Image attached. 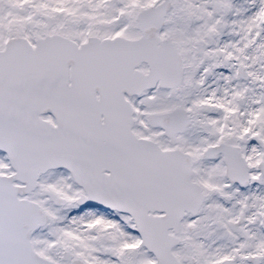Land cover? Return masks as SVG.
<instances>
[{"label": "snow or ice", "instance_id": "obj_1", "mask_svg": "<svg viewBox=\"0 0 264 264\" xmlns=\"http://www.w3.org/2000/svg\"><path fill=\"white\" fill-rule=\"evenodd\" d=\"M0 264H264V0H0Z\"/></svg>", "mask_w": 264, "mask_h": 264}]
</instances>
